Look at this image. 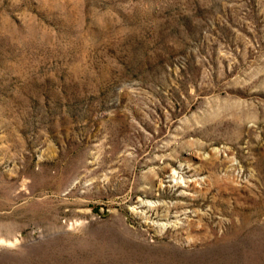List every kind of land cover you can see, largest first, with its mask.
<instances>
[{
	"label": "rangeland",
	"instance_id": "374dc122",
	"mask_svg": "<svg viewBox=\"0 0 264 264\" xmlns=\"http://www.w3.org/2000/svg\"><path fill=\"white\" fill-rule=\"evenodd\" d=\"M0 264H264V0H0Z\"/></svg>",
	"mask_w": 264,
	"mask_h": 264
}]
</instances>
